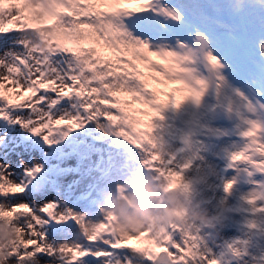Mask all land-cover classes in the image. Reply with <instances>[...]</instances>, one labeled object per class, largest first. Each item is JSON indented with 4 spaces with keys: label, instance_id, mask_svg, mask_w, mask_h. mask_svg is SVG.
I'll list each match as a JSON object with an SVG mask.
<instances>
[{
    "label": "snow or ice",
    "instance_id": "6c2138e0",
    "mask_svg": "<svg viewBox=\"0 0 264 264\" xmlns=\"http://www.w3.org/2000/svg\"><path fill=\"white\" fill-rule=\"evenodd\" d=\"M224 4L234 11L233 0H0V119L29 125L50 140L66 136V121L73 128L78 119H98L142 143L157 105L179 104L189 96L199 100L205 84L193 74L194 65L228 66L218 35L228 28L220 19ZM247 9L264 13L256 0H247L241 11ZM256 54L245 71L264 91V35L256 41ZM153 81L178 87L162 92ZM257 133L264 140V123L252 121L244 135L254 141ZM11 143L5 140L2 147ZM246 158L245 152L234 156ZM147 166L165 176L170 170L151 159ZM12 167L0 164V224L10 222L17 232L8 264H160L161 257L168 264H206L196 247L199 235L174 224L121 235L107 227L104 216L93 221L59 205L49 216L51 202L21 198L25 186L8 171ZM51 168L44 191L74 171L60 163ZM172 178L182 176L172 170ZM232 187L225 183L226 191ZM72 195L69 185L67 196ZM90 221L106 227L97 232Z\"/></svg>",
    "mask_w": 264,
    "mask_h": 264
},
{
    "label": "rangeland",
    "instance_id": "374dc122",
    "mask_svg": "<svg viewBox=\"0 0 264 264\" xmlns=\"http://www.w3.org/2000/svg\"><path fill=\"white\" fill-rule=\"evenodd\" d=\"M220 16H227V12ZM204 84L200 98L212 86L211 80ZM152 86L162 92L177 87L155 81ZM197 90L201 91L199 86ZM240 101L242 104L246 98L241 96ZM212 102L207 101L208 108L203 107L201 100L188 106L187 98L179 104L169 101L157 105L156 114L151 118V132L140 144L118 135L115 125L98 119H78L73 128L67 127L66 121L62 126L66 136L57 135L55 140L42 136L29 125L0 119V164L13 165L8 171L18 184H24L22 199L37 205L42 198L51 202L45 209L49 216L55 215L57 205L93 221L102 220L104 216L108 219L107 227L121 235L128 233L115 230L116 218L107 211L113 201L124 197L131 209L144 198L148 185L160 186L156 193L160 202L179 192L188 206L183 209L177 206L178 213L188 216L193 212H206L208 222L193 221L189 230L176 222L168 224L180 227L186 234L199 235L201 240L196 247L207 258L206 264H213V260L216 264H264V153L258 154L264 149L258 143L264 144V140L259 133L254 141L244 137L251 122L264 121V117L256 114L252 118L243 110L237 113L234 107L231 110L236 113L232 116L227 113L228 107L213 112ZM238 104L241 107L240 102ZM69 111L76 110L70 108ZM5 140L12 142L8 148L2 147ZM254 142L257 147L252 145ZM246 147L253 153H246ZM239 152H245L247 158L234 160ZM150 159L154 164L168 165V175L165 176L163 170L158 173L149 168ZM57 163L74 171L62 176L59 183H49L46 191L42 190V183L53 171L51 166ZM172 170L179 172L182 179L172 178ZM228 181L233 182L230 191L225 190ZM69 185L73 192L70 198L67 196ZM88 227L99 232L106 226L90 221ZM10 230H14L12 240L5 236ZM16 240L15 226L10 222L0 224V252L5 253L0 264H8L7 252ZM105 264L121 262L107 260Z\"/></svg>",
    "mask_w": 264,
    "mask_h": 264
},
{
    "label": "bare ground",
    "instance_id": "6f19581e",
    "mask_svg": "<svg viewBox=\"0 0 264 264\" xmlns=\"http://www.w3.org/2000/svg\"><path fill=\"white\" fill-rule=\"evenodd\" d=\"M234 11L224 4V12H227V16H220L227 25V29H220L218 32L220 49L227 56V67L216 65L213 66L211 62H208L207 67L201 65H194V75H199L200 80L204 83H208L211 80L212 86L207 90V94L202 98L194 102V97H187L188 106L196 105V102H204L205 108H208L207 101L213 100L214 110H224L226 107L229 108L227 112L229 115L240 112L241 110L250 114L252 118L257 114L264 117V91H260L252 85V81L245 71L246 65H248L253 59H258L256 54V41L264 35V21H262L261 16L264 13H260L255 10L253 12L251 9L243 10L244 1L247 0H233ZM246 3V2H245ZM211 5H209L210 7ZM131 7V5H130ZM236 11V12H235ZM241 11V12H240ZM222 15V13H221ZM236 17L238 20H236ZM244 17V18H243ZM232 18V19H231ZM241 19V20H240ZM241 21V26L238 21ZM229 33L234 34L237 37V41H232L230 39ZM250 55L248 56V54ZM219 61V57L217 58ZM200 69V70H199ZM233 69H236L233 71ZM178 87V86H177ZM229 93V94H228ZM241 96L246 98L241 104ZM211 98V99H209ZM232 100H234L233 103ZM240 102V105L238 104ZM191 104V105H190ZM234 107L233 112L231 108ZM203 111V115H205ZM206 117L202 116V119ZM264 123V121H260ZM243 136V135H242ZM246 137V136H244ZM248 139H252L246 137ZM255 147V142L252 144ZM259 146V143H258ZM244 151L251 152L249 147H246ZM264 153V149L258 154ZM253 153V152H251ZM83 210H86L83 208Z\"/></svg>",
    "mask_w": 264,
    "mask_h": 264
},
{
    "label": "clouds",
    "instance_id": "9594fccd",
    "mask_svg": "<svg viewBox=\"0 0 264 264\" xmlns=\"http://www.w3.org/2000/svg\"><path fill=\"white\" fill-rule=\"evenodd\" d=\"M261 6H264V0H256ZM159 185L146 186V192L143 199L135 202L131 209H126L123 201H113L107 208V211L115 216L114 227L117 232L138 233L142 230H155L162 224L170 222L179 223L184 229H192L193 221L208 222L206 212H193L188 216L178 213L177 206L180 209L186 208L187 202L182 200L181 193L165 197V202H160L156 193L159 191ZM8 240L14 239V230L5 233ZM5 253L0 252V262L4 260ZM160 264H168L165 257L160 258Z\"/></svg>",
    "mask_w": 264,
    "mask_h": 264
},
{
    "label": "water",
    "instance_id": "95a60500",
    "mask_svg": "<svg viewBox=\"0 0 264 264\" xmlns=\"http://www.w3.org/2000/svg\"><path fill=\"white\" fill-rule=\"evenodd\" d=\"M118 201H123L124 204H125L126 209H130V204L124 197L118 198Z\"/></svg>",
    "mask_w": 264,
    "mask_h": 264
}]
</instances>
